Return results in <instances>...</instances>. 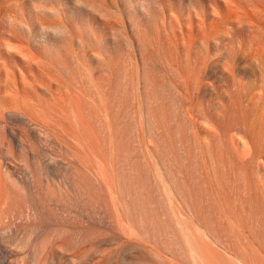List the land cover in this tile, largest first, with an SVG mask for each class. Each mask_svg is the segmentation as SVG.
Masks as SVG:
<instances>
[{
    "label": "bare ground",
    "instance_id": "6f19581e",
    "mask_svg": "<svg viewBox=\"0 0 264 264\" xmlns=\"http://www.w3.org/2000/svg\"><path fill=\"white\" fill-rule=\"evenodd\" d=\"M254 49L264 55V0H0V145L2 147L6 145L8 148L11 146L28 148L38 140V137H41L39 133L47 132L61 144L81 148L82 151L85 149L86 152L91 150L90 155L83 152L92 156V160L100 156L99 160L96 159L92 163L99 171L98 176L103 170L104 176L107 173L104 168L100 171V166H95L98 161L103 160H100L103 155L104 159L107 158L105 152L109 150L107 156L112 161L119 154L118 149L128 145L138 152L139 158L144 162L148 163L152 158L153 163L148 165L152 167L151 169L154 167L153 177L158 188L163 191L166 197L164 200H167L169 206L172 207L174 199L182 201L184 207H180V211L177 205V209L175 208V202L174 207L170 209V212L173 210L174 217L177 215L179 217V214L183 216L185 209L191 213L194 210L188 202L191 199L189 194L185 193L187 189L185 192L182 190L184 186L187 187V184H183L185 180L181 181L184 177H181L182 174L180 175L178 170L177 175H180L181 179L177 178L176 172L173 173L172 169L166 167L163 162L168 153L165 151L164 157H159L158 154L155 157V154L149 151V143L162 149L168 148L169 143L171 145L168 120L170 117L163 105L164 102L162 103L158 96H220L221 93L233 96L237 91H235L236 83L264 80L262 63L264 58ZM192 111L186 112V118L190 120L192 130L197 133L196 125H201V118H205L209 113L206 111L205 114L201 110ZM211 115L209 114L208 118H212ZM13 123H17L18 126H14ZM209 123L211 124L210 121ZM212 127L207 129L213 131L211 138L214 141L213 139L220 133L218 125L217 127L215 125L217 129ZM231 127L232 124L228 131L235 132L236 130ZM199 132L197 136H200ZM204 141L206 144V140ZM195 146L194 144V148ZM102 147L108 150L104 151ZM92 149L99 150L97 152L99 156ZM170 149L172 151L173 147ZM169 150L167 152L170 153ZM89 156L87 158L91 159ZM158 162L161 163L162 168ZM99 163L104 164L102 161ZM178 163L182 165L183 161ZM261 163L263 166L262 164L260 166L264 167V156ZM103 164L102 166H105ZM29 166L28 164L27 167ZM47 166L52 168L49 164H46ZM9 167L14 176L19 177L18 168L16 169L14 164ZM178 167L177 165L176 171ZM184 173L186 174L183 172V175ZM28 174L29 172L23 173L25 176H29ZM95 174L97 175V172ZM105 178L103 179L105 181L108 179L106 181L108 184V175ZM112 185L109 183L110 187ZM244 187L242 193L238 192L239 197L246 193L247 196L241 197L242 202L240 199L237 200V196L235 199L237 202L240 200L239 205L244 204L243 198L248 197L249 194L246 187L247 192L243 194ZM115 189H110L113 190V194L117 190ZM115 193L118 194L117 191ZM116 196L114 202L120 196L119 201L121 200L120 203L123 204L121 195ZM174 208L179 212H175ZM240 208L242 207L237 206V211L239 209L240 212H238L239 217L236 215V218L239 220L241 210L246 207ZM243 212L241 216L245 214V211ZM249 212L247 211V214H250ZM253 212L251 214L254 216L259 213ZM194 213L191 214L197 218L196 214L199 212L194 210ZM186 215L185 210V217ZM245 216L246 214L241 218L244 224L238 225H245L243 228L251 226L246 230L249 228L252 230L255 225L261 226L258 221L260 219L257 220L258 222L254 219L249 223L247 215L246 223ZM192 219L191 216L185 219L188 220L186 221L188 225L185 223L188 230L184 232L187 236L183 234L186 229L180 232L181 236L187 237V240L188 237H196L192 239L194 242L189 238L191 242L188 241V248L185 247V252L188 249L189 252L186 253L192 255L189 257L190 254H186L189 260H194L192 261L194 263H191L204 264L208 261V264L214 262L233 264L235 258L231 260V257L234 255L228 257L224 254L225 250L215 244L219 247L216 248L218 252L222 250L219 254L214 249V242L209 243L211 240L207 232ZM229 219L228 224L235 222L233 225L236 227L238 220L236 222L234 219L232 221L231 217ZM202 221L207 220L202 218ZM251 223L255 225L252 226ZM231 225L233 234L237 233L240 226L235 228ZM242 226L240 232L238 230L239 235L241 232L244 233ZM212 227L214 226L205 228H209L210 235L212 233L218 235L219 233H216L217 231L215 232ZM259 228L254 227L253 231L256 230L255 233L259 234L257 232ZM121 229L126 230L124 226H121ZM178 229L181 231L179 227ZM191 232L192 234H189ZM249 232V235L254 233L250 230ZM244 234L236 237H234L236 234L232 235L233 245L234 240L238 241L236 239L238 237L243 236L240 239L244 243L248 241L242 244L244 246H241V242L236 243L240 244L237 245L241 246L240 250L251 247L250 245L253 244L251 242H254V240L250 241L247 233L245 236ZM254 234L255 237L257 234ZM258 236L255 239L256 242L258 240L261 242L258 243L261 247L264 241L260 239L264 240V237L260 236L262 238L258 239ZM212 237L217 238L215 235ZM218 237L220 241L222 237L219 235ZM228 239L225 242L222 238L220 242H232ZM235 246H232V251L237 252L233 251L238 254L236 256L240 255L239 259L236 258L239 261L235 259V263L239 264L242 259V262L247 264L244 258L248 253L244 249V257H241L242 252H239V248ZM226 247L229 251L230 247ZM252 247L248 248L252 249L249 253L251 260L253 257L255 260L258 256L262 257V252L259 253L262 248L259 249L257 246V250L254 244ZM256 250L258 255L254 254ZM221 252H224L222 253L224 257ZM216 253L219 254L217 257L220 260L226 257L227 263L223 259L210 262L216 257ZM212 256L214 258H209ZM193 257H196L197 261ZM134 261L136 260L129 262L133 264ZM257 261L259 260L257 259L255 263ZM261 261L256 264H261ZM242 262L240 264H243ZM248 264H251V261Z\"/></svg>",
    "mask_w": 264,
    "mask_h": 264
},
{
    "label": "rangeland",
    "instance_id": "374dc122",
    "mask_svg": "<svg viewBox=\"0 0 264 264\" xmlns=\"http://www.w3.org/2000/svg\"><path fill=\"white\" fill-rule=\"evenodd\" d=\"M254 51L258 52L257 49H254ZM258 54L260 56L263 55H261L260 51ZM262 58H264V55ZM262 63L264 64V59ZM238 83L235 84L237 93L235 92L236 94L234 93L233 96H228L227 93V95L221 93L220 96H158L161 102H164L163 105L167 109L168 117H170L168 118L169 139L172 146L169 143L167 145L168 148L162 149L152 143L148 145L149 151L155 154V157H157V154L159 157H164L165 153L172 156L170 158L168 154L165 155L164 160L165 158L169 160L166 159L163 162H165L166 167H169L170 170L172 169L173 173L176 172V175L180 171L181 177L184 178L181 179L180 175H177V178H180L182 182L185 180L183 184H187V187L184 186L182 190L185 192V189H187L185 193H188L189 199H191L192 204L188 201L191 209L194 207L193 209L199 212L196 214L197 218H195L193 217V214H195L193 209L191 211L193 214H191L184 208L187 212L186 217L191 216L194 222L202 226L211 240H208L209 243L212 244L214 242L215 248H213L216 251V248L220 245L219 247H222V250L226 252H221V254L224 253L228 257L234 255L231 260L232 258L239 259L240 257V255L239 257L236 256L238 255L235 254L237 252L233 250L234 253L232 251V246L236 245L235 247L239 248V250L241 246H244L242 245L244 243L242 242L243 240L241 241L243 236L240 237L241 239L239 237V239L236 238L238 241L234 240L235 243L233 245L234 237L237 235L241 236L244 233H247L248 236L249 230L255 233L256 230L253 231V228L255 227L256 229V227L259 228L260 226V224L258 226L251 223L252 226L253 224L255 226L252 230L250 229L251 226H248L250 228L246 230L248 227L243 228L245 225H241L244 233L242 234L241 232V235H239L238 230L240 232L241 226L238 224H244L243 219H241L243 215L246 214V216L251 217L250 219L247 216L250 220L249 223L254 219H256V222L259 221L261 223L259 228L261 231L257 229L259 234H253L259 235L258 239L264 237V167L260 166L261 164L263 166L261 162L264 156V80L242 82L239 85ZM186 110H193L192 112L201 110L204 113L207 111L210 115L212 114V118H208L209 114L205 113L206 117L201 118V125H196L197 128L195 130H197V133H195L196 131L192 130L191 123H189L190 120L186 118V112L189 113L190 111ZM231 124L233 125L231 128L236 130L234 132L231 129L232 133L229 132ZM13 125L18 126L17 123H13ZM213 125L214 127H212ZM215 125L216 127L218 125L217 128L220 135H217V137L215 135L216 138L214 137L215 139L212 141L213 134L211 132L213 131L209 129L211 127L217 129ZM234 126H237V129L240 127L241 130H237ZM204 128L209 129L204 130ZM198 132L201 137L197 136ZM39 134L41 137H38V140L32 146H28V148H17L16 146L8 148L6 145L3 147L0 145V264H131L133 260H138L137 262L134 261L136 263L133 262V264L194 263L192 262L194 260H189L192 255L188 253L190 256H187L186 252H189L188 249L185 252V247L188 248L187 242H191L192 239L196 238L194 235V237H188V240L187 237H184V235L187 236L184 232L188 230L186 229L188 228L186 226L188 225L186 223L188 220H185V210L183 211V216L181 215L182 217L180 214L179 217H177V214L174 217L173 210L170 212V209L174 206L175 208L178 206V210L180 207L183 208V203L181 200L172 199L175 205L173 202L172 207H170L167 200H164L166 197L163 191L158 188L156 179L153 177L154 167L151 169L152 167L149 166L153 163L152 158L149 160L150 163H146L139 158L136 150L126 145L120 150L118 149L119 154L115 157L116 159L113 158L110 161L111 159L107 156L109 150L106 149L108 150L107 152L102 147L107 153L105 155L107 158L104 159V155L100 152L103 155L100 160L107 161L101 160L105 166L99 163L101 161H98L95 166H100V171L103 168L107 170L105 176L108 175L109 183L113 184L110 187L109 183L107 184L106 182L108 179L105 181L106 178L103 175L105 171H101V175L98 176L99 171L92 164L96 159L99 160L100 156L97 152L102 148L97 151L92 149L99 156L98 158L93 156L95 160H92V156H89L91 150L86 152L87 150L84 151L85 149H83L88 155L81 148H73L57 142L47 132ZM207 138L211 139L212 143ZM194 139L200 140L195 141ZM204 140H206V144ZM207 141H209L208 144ZM194 144L196 145L195 148ZM172 147L173 150H169ZM166 148L170 153L175 152L171 153V155ZM88 156L91 159L87 158ZM13 164L16 169L18 168L19 177H15L16 175L14 176L12 169L9 167V165ZM28 164L30 165L29 167H27ZM46 164L51 165L52 168L46 167ZM179 164L182 168H180ZM158 165L162 168L161 163L158 162ZM177 165L179 167L176 171ZM23 171L29 172V176L23 175ZM181 171L186 172V174L184 173L186 176ZM95 172H97V175ZM53 175L55 176L53 177ZM244 185H246L245 187L249 194L248 197L243 198L244 204L239 205L241 197L247 196ZM241 186L245 190L243 194H246L239 197L240 191L241 193L243 192V187L240 188ZM111 188H116L117 190H115L118 194L115 193L116 191L113 194V190H110ZM119 194L123 199V204L120 203L121 200L119 201V199L121 198L119 196L116 200L118 205H116L117 203L114 201L117 198L116 195ZM236 196L237 200L240 199L238 202L235 200ZM235 201L238 203L237 205ZM237 206L246 207V209L243 208L245 214L242 216L243 211L241 210L240 220L236 218V215L239 217L238 212H240L239 209L237 211ZM175 208V212L177 211L178 213L180 210L178 211ZM246 210L250 211V214H247ZM251 212L259 213L255 214L257 216L255 218ZM189 214L191 215L188 216ZM251 215L254 217L252 218ZM229 216L232 221L233 219L235 221L238 220V222L236 221V227L233 225L235 222L228 224ZM246 216L245 219L247 218ZM202 218L207 220L205 222H209L210 225L205 224ZM176 219L179 221H176ZM181 219L184 220V224H182ZM197 219L201 221L199 222ZM246 221L248 220L246 219ZM177 222L178 224H175ZM179 222L180 225L182 224V228ZM177 225H179L178 227L181 231H179ZM230 225L235 228L240 226L238 230L236 229L238 234L236 232H234L236 235L233 234ZM121 226H124L127 231L122 230ZM206 226H214L212 227L213 230L219 233L218 235L223 238V241L225 239L226 242V239L229 238L228 240H232V242L221 243L222 238L219 241L218 235L212 233L217 237L214 239L213 235L211 234V236L208 233L210 230L205 228ZM182 229H186L183 231V236H181ZM189 234H192V232ZM253 234L251 233L248 236L251 239L250 241L254 240L251 243L254 246L256 245L257 250L262 248V251L260 250L259 252H262V257L255 255L257 257L256 260H262L261 264H264V243L262 242L263 245L261 244L262 246L260 247L258 244L260 241L256 242L257 239H255L257 235L254 237ZM232 235L235 236L232 238ZM262 239L260 240L264 241ZM183 240H186L184 241L185 243ZM193 240L192 242H194ZM244 240H246V237H244ZM238 242H241L240 247H238L240 244H236ZM185 244L186 246H184ZM215 244H218V246L216 247ZM225 245L229 247L232 245L229 251L226 250L227 247ZM252 245L248 248H253ZM248 248L243 249L248 253V258L246 256L244 258L247 261H244L247 264L251 261V264H253L256 261L253 257L254 254L258 255L259 253L257 250L256 252L253 251L254 254L252 252L253 255H251L254 260L253 258L251 260L249 253L252 249ZM222 250L220 249L217 252L220 254ZM241 250L239 251L242 252L243 256L241 255V257H244L245 252ZM218 253H216V257L219 255ZM227 253H230V255ZM216 257H209L214 258L211 259L212 261L207 260L210 262L221 261L224 255L221 260ZM123 259L126 260L124 261ZM193 259L196 260L197 258L193 257ZM235 259L233 260L234 263ZM127 260H131V262ZM223 260L226 262L227 258L225 257ZM206 263L204 262V264ZM242 263L246 264L245 262Z\"/></svg>",
    "mask_w": 264,
    "mask_h": 264
}]
</instances>
